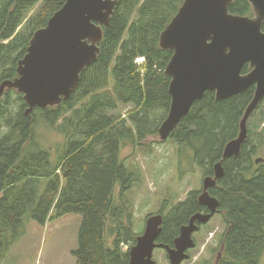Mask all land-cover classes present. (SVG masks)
I'll return each mask as SVG.
<instances>
[{
	"label": "trees",
	"instance_id": "trees-1",
	"mask_svg": "<svg viewBox=\"0 0 264 264\" xmlns=\"http://www.w3.org/2000/svg\"><path fill=\"white\" fill-rule=\"evenodd\" d=\"M118 1L110 25L104 27L101 54L81 74L69 100L26 115L24 96L16 90L7 89L0 99V264L26 235L29 222L45 226L67 214L82 216L79 247L73 252L76 264L129 263L139 234L126 194L139 174L126 165L122 151L129 145L151 150L144 143L159 136L168 115L171 78L165 70L173 52L161 48L160 36L184 0ZM65 2L0 0V85L18 77V62L33 34ZM230 12L253 16L246 0H235ZM138 58L144 62L137 64ZM249 71L246 66L242 74ZM254 91L252 87L222 101L207 92L170 139L182 151L189 149L193 163L212 176L226 144L239 136ZM51 135L62 140L49 147ZM262 153L264 101L251 116L240 156L223 161L225 176L211 190L220 200L226 227L217 248L218 264L262 262L264 164L255 163ZM198 194L191 192L167 213L158 244L173 247Z\"/></svg>",
	"mask_w": 264,
	"mask_h": 264
},
{
	"label": "water",
	"instance_id": "water-1",
	"mask_svg": "<svg viewBox=\"0 0 264 264\" xmlns=\"http://www.w3.org/2000/svg\"><path fill=\"white\" fill-rule=\"evenodd\" d=\"M246 1L253 16L231 13L235 0H184L160 36L161 48L173 52L165 70L171 78V104L159 128L161 141L171 138L207 92L222 101L252 87L255 91L241 119L239 136L226 144L222 160L214 165V177L203 180L198 199L210 213H198L183 226L174 247L157 243L164 216H150L130 248L128 264H158L154 259L158 248L166 251L170 264L189 260L188 251L195 248V222L207 223L220 206L209 190L225 176L223 161L240 156L251 116L264 101V0ZM118 4V0H66L47 25L33 34L26 55L18 62V77L0 85V99L7 89L16 90L24 96L26 115L69 100L79 87L81 74L97 62L104 27L110 25ZM246 66L250 71L243 75ZM263 162V158L255 159L257 165Z\"/></svg>",
	"mask_w": 264,
	"mask_h": 264
},
{
	"label": "rangeland",
	"instance_id": "rangeland-1",
	"mask_svg": "<svg viewBox=\"0 0 264 264\" xmlns=\"http://www.w3.org/2000/svg\"><path fill=\"white\" fill-rule=\"evenodd\" d=\"M141 61L144 62L143 59ZM136 62L141 64L138 59ZM12 97L16 98L15 95ZM128 112L129 108L123 109V118H127ZM61 140L58 136L51 135L46 144L50 147ZM148 145L151 150H144L139 145H129L122 151L126 165L139 174L138 181L126 194L133 203L134 229L139 236L145 230L147 219L157 215L168 198L171 202L166 208L167 211L185 200L190 192H200L206 176L193 163L192 152L189 149L182 151L179 144L172 139L163 142L158 136L144 143V146ZM256 158L264 159V153L255 156ZM81 224L82 216L78 214H67L51 220L45 226L34 221L29 222L26 235L11 248L2 264H76L73 252L79 247ZM222 228H225L224 225ZM218 241L219 237L210 246L216 248ZM206 244L207 240H203L199 248L191 251L190 259L182 264H201L203 258L211 262L213 255L210 252L214 250L204 248ZM129 248L124 246L125 250ZM154 259L158 264H170L166 251L160 248L154 251ZM212 261L213 264L214 256ZM261 264H264V255Z\"/></svg>",
	"mask_w": 264,
	"mask_h": 264
},
{
	"label": "flooded vegetation",
	"instance_id": "flooded-vegetation-1",
	"mask_svg": "<svg viewBox=\"0 0 264 264\" xmlns=\"http://www.w3.org/2000/svg\"><path fill=\"white\" fill-rule=\"evenodd\" d=\"M207 176H211V175H206L205 177H207ZM212 177H214V174L212 175ZM217 185H218V182H217ZM216 185V186H217ZM212 190V189H211ZM211 190H209V194L212 196V197H214V198H216L219 202H220V200L216 197V196H214V195H212V193H211ZM203 192V188H202V190L199 192V194H198V196H197V199H196V201H197V203H196V207H195V209L194 210H192V212H190V214H189V216H188V218H187V220L179 227V229H178V235L175 237V239L177 238V237H179L180 236V232H181V228L183 227V226H186V225H189L190 224V222H191V220H192V218L196 215V214H198V213H200V214H203V215H205V214H209L210 213V209L207 207V206H203L200 202H199V199H198V197H199V195L201 194ZM191 193V192H190ZM189 193V194H190ZM189 196V195H188ZM188 196H187V198L185 199V200H183V201H180L179 203H183V202H186L187 201V199H188ZM179 203H177V204H179ZM177 204H175V205H177ZM174 205V206H175ZM163 210V209H162ZM161 210V212H162V214H163V216H164V218L166 217V215H167V213H169L171 210H172V208H170L168 211L167 210H164V211H162ZM159 214V213H158ZM217 217L219 218V219H217ZM216 219V220H215ZM222 223H223V225H224V227H225V224H224V222H223V219H222V211H221V203H220V206H219V208H218V210H217V212H216V214L207 222V223H200L198 220L195 222V224H196V226H197V230L193 233V236H192V238H193V241H194V243H195V248H193V249H190L189 251H188V254H189V257H190V253H191V251L192 250H195V249H197V248H199L200 247V243L203 241V240H207V244L204 246V248L206 247V249H208V250H210L211 248L214 250V252H210L214 257H215V261H214V263L213 264H218L219 263V259H220V257H221V253H220V251H218L217 250V248L219 247V244H220V239H221V236L224 234V232H225V230H226V227L225 228H222ZM196 236V237H195ZM217 237H219V241H218V245H217V247L215 248L214 246H210V244H214V241H216V239H217ZM175 239H174V242H175ZM157 243H159L158 241H157ZM173 247H174V243H173ZM160 249H162V250H164L163 248H160ZM165 251V250H164ZM210 254V255H211ZM213 256H212V259L210 260L211 262H209L208 261V259H206V258H203V261H200V263L201 264H205V262L207 261L208 262V264H212V260H213ZM201 257V256H200ZM199 257V259H201ZM190 259V258H189ZM198 259V260H199Z\"/></svg>",
	"mask_w": 264,
	"mask_h": 264
},
{
	"label": "built area",
	"instance_id": "built-area-1",
	"mask_svg": "<svg viewBox=\"0 0 264 264\" xmlns=\"http://www.w3.org/2000/svg\"><path fill=\"white\" fill-rule=\"evenodd\" d=\"M143 59V61H144V58H138V62H141V63H143L141 60ZM137 63V62H136ZM138 64V63H137Z\"/></svg>",
	"mask_w": 264,
	"mask_h": 264
}]
</instances>
